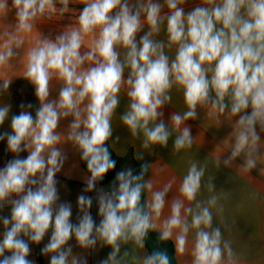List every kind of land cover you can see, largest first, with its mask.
<instances>
[{"label": "clouds", "instance_id": "1", "mask_svg": "<svg viewBox=\"0 0 264 264\" xmlns=\"http://www.w3.org/2000/svg\"><path fill=\"white\" fill-rule=\"evenodd\" d=\"M0 25V129L10 127L0 141L12 155L0 167V212L10 208L0 215V264H36L30 246L46 237L48 264H89L105 248L97 264H171L166 250L146 249L153 232L184 264H243L224 236L229 193L217 192L208 163L190 159L179 183L160 186L153 163L115 171L113 122L126 98L119 125L143 161L170 141L175 153L192 149L188 121L203 110L231 129L209 154L216 171L253 179L264 158V0H0ZM13 77L33 86L38 107L12 113ZM173 91L185 107L166 120ZM65 146L86 165L75 221L58 188Z\"/></svg>", "mask_w": 264, "mask_h": 264}, {"label": "crops", "instance_id": "2", "mask_svg": "<svg viewBox=\"0 0 264 264\" xmlns=\"http://www.w3.org/2000/svg\"><path fill=\"white\" fill-rule=\"evenodd\" d=\"M192 2H195V0H190V3ZM9 20H11V17ZM67 22L65 20L62 23ZM2 28L3 25H0V30ZM44 31L47 33L48 29L45 28ZM163 36L164 34L161 33L159 38H163ZM21 74L20 71L10 73V75L16 76ZM9 92L10 95L5 96L4 100L12 104V113H19V105L21 103H32L35 107L39 106L33 86L21 77H13ZM57 94L54 91L52 96L55 97ZM126 104L127 99L122 97L121 105L117 109L118 115L123 112ZM35 107L32 109L33 115H35ZM184 107L182 94L173 91L172 103L165 108V119L167 120L171 111H183ZM198 114L199 118L197 120L188 121L191 125L193 137L198 136L192 149L181 150V152L175 153L170 141L168 148L155 146L150 150L151 154L145 152L143 161H138L134 158V153L142 150L140 149V143L139 141L132 140L128 130L119 125L117 115L113 122L114 131L112 139L115 141L116 137H119V141L116 143V146H113V152L120 157L131 155L135 162L139 164L144 162L153 163L152 171L154 173V180L158 182L157 186L162 185L173 176L177 178V183H179V179L186 172L190 159L198 160L201 163H208V174L216 176L214 183L217 192L226 191L229 193V198L226 201H222L225 206V217L229 225V230L224 231L225 238L232 240L233 247L241 255L243 264H264V158L259 162L261 170H253L250 174L253 179L248 176L238 175L233 169L221 168L217 172L212 164V157L209 154L215 150V146L228 135L231 129L223 124L217 128V121L203 110L198 109ZM68 122V120L62 121L59 130H63ZM4 130L10 131L9 122L7 121L3 129H0V131ZM202 139L203 143L200 146ZM65 147L68 150L69 159L62 172L57 176V180L59 181L58 188L61 200L72 203L73 221H75L76 200L84 187L82 175L86 172V167L83 162L79 161V157L71 152L70 146ZM21 156L26 157L27 153H22ZM11 158L12 155L6 150V141H0V167H3ZM163 165L166 166L161 171ZM147 175L151 177L152 172L150 171ZM89 195L93 194L90 193ZM203 196H207L206 191L203 193ZM92 212L95 216V205ZM0 215H10V208L6 207L0 212ZM0 230H2V225H0ZM46 242L47 237L41 245L30 246L32 252L29 258L34 260L36 264H48V258L43 257L40 253V248ZM109 251L110 249L105 248L90 256L89 264L93 263V259L97 264ZM173 255L177 264H184L183 259L176 256L174 247Z\"/></svg>", "mask_w": 264, "mask_h": 264}, {"label": "trees", "instance_id": "3", "mask_svg": "<svg viewBox=\"0 0 264 264\" xmlns=\"http://www.w3.org/2000/svg\"><path fill=\"white\" fill-rule=\"evenodd\" d=\"M113 159L117 160V167H116L115 171H119L122 167H125V166H131L134 169V171L137 172V173L140 170L141 164L135 162V160L132 158L131 155L120 157V156L115 155V153L113 152ZM85 167H86V165H85ZM115 171L114 172H110V173L107 174L105 180L102 182L103 185L107 186L108 184L111 183L112 179L114 178ZM150 238L154 239L156 242H158V243L162 244L163 246L167 247L169 249V251L173 254V245H172V243L170 241L169 242H161V241H159L158 234L155 233V232L150 233ZM146 248L149 250L148 244L146 245Z\"/></svg>", "mask_w": 264, "mask_h": 264}, {"label": "water", "instance_id": "4", "mask_svg": "<svg viewBox=\"0 0 264 264\" xmlns=\"http://www.w3.org/2000/svg\"><path fill=\"white\" fill-rule=\"evenodd\" d=\"M149 250L156 248L157 250H166L169 256L171 257V264H177L174 255L169 251V249L162 244L156 242L154 239L150 238L148 243Z\"/></svg>", "mask_w": 264, "mask_h": 264}, {"label": "built area", "instance_id": "5", "mask_svg": "<svg viewBox=\"0 0 264 264\" xmlns=\"http://www.w3.org/2000/svg\"><path fill=\"white\" fill-rule=\"evenodd\" d=\"M92 264H96L95 260L93 259V263Z\"/></svg>", "mask_w": 264, "mask_h": 264}]
</instances>
